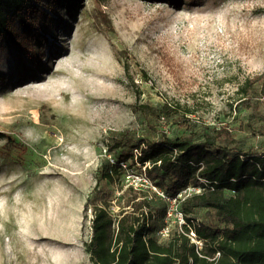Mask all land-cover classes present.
Masks as SVG:
<instances>
[{
    "label": "rangeland",
    "instance_id": "374dc122",
    "mask_svg": "<svg viewBox=\"0 0 264 264\" xmlns=\"http://www.w3.org/2000/svg\"><path fill=\"white\" fill-rule=\"evenodd\" d=\"M51 1L35 38H0V264H92L91 202L105 191L112 215L132 187L166 206L160 240L182 232L180 202L204 181L170 198L147 164L119 186L100 181L84 212L101 162L135 143L223 125L244 151L264 152L261 94L236 93L264 72V0ZM189 217L219 225L213 210Z\"/></svg>",
    "mask_w": 264,
    "mask_h": 264
},
{
    "label": "trees",
    "instance_id": "16d2710c",
    "mask_svg": "<svg viewBox=\"0 0 264 264\" xmlns=\"http://www.w3.org/2000/svg\"><path fill=\"white\" fill-rule=\"evenodd\" d=\"M157 1L174 4L179 0ZM42 3L43 0H0V38L10 42H16L18 37L35 38ZM16 20L21 32L15 26ZM257 90L264 104V72L247 78L236 93L240 102L247 103L249 94ZM257 130L264 134V125ZM143 142L119 151L115 161L101 162L84 212L99 182L119 186L120 177L131 165L147 164L148 178L170 198L195 178L204 181L202 189L180 202L187 221L182 232L161 240L157 234L166 226L167 211L161 201L147 197L136 200L135 190L129 187L133 194L114 216L110 192H103L101 203L91 202L92 233L84 243L91 263L264 264V152L244 151L240 140L223 125L201 135L192 129L174 138L162 135L158 141ZM196 208L213 210L221 225L189 217ZM191 231L203 242L199 251L190 241Z\"/></svg>",
    "mask_w": 264,
    "mask_h": 264
},
{
    "label": "built area",
    "instance_id": "2783aa9c",
    "mask_svg": "<svg viewBox=\"0 0 264 264\" xmlns=\"http://www.w3.org/2000/svg\"><path fill=\"white\" fill-rule=\"evenodd\" d=\"M167 230H168L167 226H165L164 228H162L161 230L158 231V234L166 235ZM190 233H191V235L189 234V237H190V239H192V243L195 244L196 251H199V249H201V247H202L203 242H202V240L198 239L192 231ZM217 255H218V252L214 256H217Z\"/></svg>",
    "mask_w": 264,
    "mask_h": 264
}]
</instances>
